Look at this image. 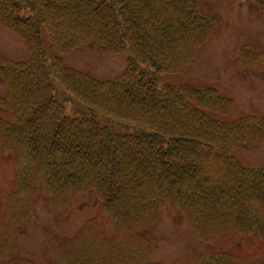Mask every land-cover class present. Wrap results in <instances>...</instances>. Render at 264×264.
I'll use <instances>...</instances> for the list:
<instances>
[{
  "label": "trees",
  "instance_id": "trees-1",
  "mask_svg": "<svg viewBox=\"0 0 264 264\" xmlns=\"http://www.w3.org/2000/svg\"><path fill=\"white\" fill-rule=\"evenodd\" d=\"M248 2L264 12V0ZM219 24L194 0H0V27L28 52L23 61L0 55V153L15 174L0 202V264H36L10 256L39 197L65 216L89 191L99 216L71 239L49 236L51 264H151L164 211L204 242L239 236L245 248L263 247L198 264H264V165L233 156L264 143L263 116L222 120L213 115L232 116L235 104L216 89L157 81L185 71ZM86 46L126 53L124 70L99 80L65 65ZM233 68L264 75V53L243 46Z\"/></svg>",
  "mask_w": 264,
  "mask_h": 264
},
{
  "label": "rangeland",
  "instance_id": "rangeland-1",
  "mask_svg": "<svg viewBox=\"0 0 264 264\" xmlns=\"http://www.w3.org/2000/svg\"><path fill=\"white\" fill-rule=\"evenodd\" d=\"M196 1L203 13L217 16L220 24L184 72L162 73L157 77L158 84H192L216 89L235 104L234 115H213L222 120L230 121L248 114H258L264 118V75L246 73L244 70L246 74L240 77L233 68L235 55L243 46L257 45L264 53V12L254 9L248 0ZM0 55L23 61L27 59L28 52L21 39L0 27ZM63 62L96 79L110 80L124 70L126 54H106L86 46L64 55ZM4 94L5 87L0 81V96ZM0 116L8 118L1 111ZM233 156L247 166L264 165V143L254 148L237 147ZM14 187L12 161L0 153L1 203ZM99 214V202L92 191L78 195L65 216L57 214L39 197L35 213L14 235L10 257H22L36 264H51L53 255L48 249L47 238L71 239L87 220ZM100 226L106 236L111 235V225L106 215L100 217ZM153 233L158 238V247L151 264H198L206 254L228 251L244 255L256 247L263 249L261 243L256 241L252 244V250L245 248L239 236H234L225 245L204 242L190 232L183 219L175 220L168 211L161 214Z\"/></svg>",
  "mask_w": 264,
  "mask_h": 264
}]
</instances>
